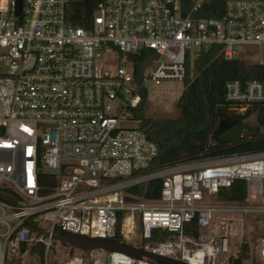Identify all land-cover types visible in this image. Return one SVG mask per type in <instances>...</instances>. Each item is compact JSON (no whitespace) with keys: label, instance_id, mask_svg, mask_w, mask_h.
Returning a JSON list of instances; mask_svg holds the SVG:
<instances>
[{"label":"built area","instance_id":"2783aa9c","mask_svg":"<svg viewBox=\"0 0 264 264\" xmlns=\"http://www.w3.org/2000/svg\"><path fill=\"white\" fill-rule=\"evenodd\" d=\"M20 1L17 13V0H0V210H12L0 216V264H153L66 245L50 262L60 231L140 241L133 247L184 264H228L239 239L264 264V232L253 254L244 230L264 219V152L153 171L157 148L134 118L146 88L182 83L201 48L227 61L243 62L235 47L264 57V0H224L219 17L204 16L212 0ZM225 100L264 106V77L227 83ZM155 180L158 199L128 192ZM236 182L243 200L220 199ZM153 231L165 240L145 245Z\"/></svg>","mask_w":264,"mask_h":264},{"label":"trees","instance_id":"16d2710c","mask_svg":"<svg viewBox=\"0 0 264 264\" xmlns=\"http://www.w3.org/2000/svg\"><path fill=\"white\" fill-rule=\"evenodd\" d=\"M208 6L213 12L204 16L219 17L220 13L216 12H222L224 0H212ZM91 12L85 11L83 15L88 17ZM82 13L83 10L79 9L71 15L75 25L81 26L78 18ZM143 66L141 58L137 67L141 69ZM263 77V66L247 65L237 60L227 61L218 47L201 48L186 63L183 89L176 102V119H148L147 95L143 92L134 118L139 122L140 130L157 148L152 170L217 157L264 152V106L248 110L242 116H230L226 112L234 108L225 100L227 83L262 81ZM254 111L258 112L260 124L252 127L245 122ZM160 189L161 182L155 180L146 187L137 186L128 192L139 198L154 200L158 199ZM244 196L242 182H236L230 190L219 193L220 199L231 202H241ZM164 240L159 231H153L151 242ZM115 241L120 243V237H116ZM248 259V247L242 244L237 255L229 257L228 264H246Z\"/></svg>","mask_w":264,"mask_h":264},{"label":"rangeland","instance_id":"374dc122","mask_svg":"<svg viewBox=\"0 0 264 264\" xmlns=\"http://www.w3.org/2000/svg\"><path fill=\"white\" fill-rule=\"evenodd\" d=\"M237 51V58L243 63L249 65V64H255L259 62L260 60H264V57L261 53H259L257 48L253 47H235ZM183 86L182 83L179 82H163L159 86H150L146 88V95H147V102H146V117L150 120H158V119H176L178 117V111L176 109V102L182 92ZM248 125L255 127L260 124V118H258V112L254 111L252 112L248 118L246 119V122ZM12 213L11 209L3 208L2 211L0 210V216H6L10 215ZM245 235H247L249 232H251V235L253 237L252 240V246H251V252L254 254L256 252V244L254 243V238L256 239L260 233L264 232V219H255L247 221L244 227ZM56 248L61 249V251H52V253L49 256L50 262L60 263L64 260L63 253L64 250H62L65 245L60 244L58 245V242L56 240L53 241ZM153 242L147 241L144 242L145 245H149ZM241 241L235 240L232 244L230 256H236ZM133 246L141 247L142 242L136 241ZM66 251V250H65ZM68 254V253H67ZM66 254V255H67ZM249 264H254L255 260L254 258H251L249 255ZM52 264V263H51Z\"/></svg>","mask_w":264,"mask_h":264},{"label":"water","instance_id":"95a60500","mask_svg":"<svg viewBox=\"0 0 264 264\" xmlns=\"http://www.w3.org/2000/svg\"><path fill=\"white\" fill-rule=\"evenodd\" d=\"M20 6H21V1L17 0V4H16L17 13H19ZM226 114L230 116H234V115L242 116L246 114V111L228 110ZM26 225L36 231L35 226L31 222L26 221ZM54 240L70 247L71 250H78V251L103 250L108 253H121L135 260L147 259L150 260L153 264H184L179 261L154 255L141 248H135L130 245L118 243L115 240H107V239H99V238L91 239L88 237L74 235L62 231H60L58 235L54 236Z\"/></svg>","mask_w":264,"mask_h":264}]
</instances>
